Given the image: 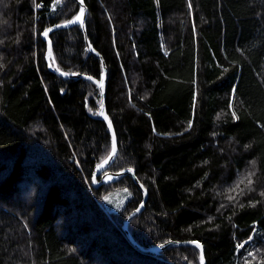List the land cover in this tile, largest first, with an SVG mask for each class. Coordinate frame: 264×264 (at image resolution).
<instances>
[{"label": "trees", "instance_id": "trees-1", "mask_svg": "<svg viewBox=\"0 0 264 264\" xmlns=\"http://www.w3.org/2000/svg\"><path fill=\"white\" fill-rule=\"evenodd\" d=\"M83 1L0 0V264H261L264 0Z\"/></svg>", "mask_w": 264, "mask_h": 264}, {"label": "water", "instance_id": "water-1", "mask_svg": "<svg viewBox=\"0 0 264 264\" xmlns=\"http://www.w3.org/2000/svg\"><path fill=\"white\" fill-rule=\"evenodd\" d=\"M79 2H80V0H79ZM82 7L85 9L84 22H83V24H81L79 22L78 23L83 26V28L85 30V33H86V36H87L86 19H87L88 9H87V6H86V4H85L84 1H83V4H82ZM87 42H88L89 47L92 50V52H94L95 54L98 55V53L95 52V50L93 49V47L91 46V44L89 43L88 40H87ZM100 57L102 58V60L104 62V69H105L103 79L101 80V81H103V88H101L102 89V92H103V100H102V105H101V113H104L102 115V118H104L106 120L108 126H109V122H111V126H109V129H110L112 135L113 134L115 135L116 151H115V154H113V152H111V154L109 156L111 158L109 159V157H108V159L106 160V162L103 165H101L95 171L94 176H93V183H94V185L96 187H98L99 185H101L103 183L110 182V181H113V180L117 179L119 176H123V175H126V174H130L134 178V180L136 181V183L141 187V189L144 192V196H145L144 197V201L142 202V204L139 206V208L133 214L129 215V217L127 218V220L125 221V224H124L125 231L130 235V238L133 240V242L138 245L137 241L133 238V236L131 235V233L129 231L128 223H129L132 215L139 213L144 208L145 201L147 200L148 192L145 190L142 182L140 181V179L136 175L135 169H125V170L119 171L117 173L107 172L103 176V178H102V180L100 182L97 181L98 175L100 173H102L103 171H105L108 168V166L115 160V158L117 156V152H118V138H117V133H116L115 127L113 125V122L110 120L109 115H108V112H107L106 96H107V85H108V69H107V65L105 63V60L103 59L102 56H100ZM174 243L175 244H182V245H196V244L191 243V241H170L166 245H170V244H174ZM199 245H202L203 246V244L201 242H199ZM140 247H141V245H140ZM160 248H162V245L161 246H155V247H149V248H146V249L147 250H150V251H158ZM203 258H204L203 259V262H201V263L202 264H207L206 257H205V249H204V246H203Z\"/></svg>", "mask_w": 264, "mask_h": 264}, {"label": "snow or ice", "instance_id": "snow-or-ice-1", "mask_svg": "<svg viewBox=\"0 0 264 264\" xmlns=\"http://www.w3.org/2000/svg\"><path fill=\"white\" fill-rule=\"evenodd\" d=\"M80 3L83 4V0H80ZM189 7H191V4L189 5ZM84 15H85V9L83 7H81L80 12L75 17V19L74 20L67 21L66 24H72V23H76V22H79V23L83 24V22H84ZM57 27H59V25H57ZM50 31H52V29L46 30L43 33L44 36H48V33ZM49 54H51V42L50 41H49ZM63 74L64 75H69V73H63ZM74 74L75 73H73V75ZM89 79H91V77H89ZM97 84H99V86L101 88H103V81H97ZM103 114L104 113H101V115H103ZM233 116H235V111H233ZM109 126H111V122H109ZM189 127H191V124H189ZM115 151H116V143H115V135L113 134V145H112V152H113V154H115ZM110 158L111 157H109V159ZM251 175H253V174L252 173H249V176L245 178V179H247L249 185L252 183L251 178H250ZM240 183H244V181L241 180ZM236 187L239 188V184ZM232 191H235V189H233ZM229 199L232 200V199H235V197L230 196ZM191 243L196 244L198 247H200V249H201L200 260H201V262H203V259H204L203 258V246L202 245H199V242L198 241H191ZM238 247H243V245H238ZM250 255H252V254L250 253ZM248 264H250V262H248ZM261 264H264V261H261Z\"/></svg>", "mask_w": 264, "mask_h": 264}, {"label": "rangeland", "instance_id": "rangeland-1", "mask_svg": "<svg viewBox=\"0 0 264 264\" xmlns=\"http://www.w3.org/2000/svg\"><path fill=\"white\" fill-rule=\"evenodd\" d=\"M76 23H78V22H76ZM72 24H74V23H72ZM68 25H71V24H67L66 26H68ZM48 40L50 41L49 38H48ZM129 197H130V193H129V190L127 188L118 189V190H114V191L109 192L103 198V202H104V205L108 211H117L126 205Z\"/></svg>", "mask_w": 264, "mask_h": 264}, {"label": "bare ground", "instance_id": "bare-ground-1", "mask_svg": "<svg viewBox=\"0 0 264 264\" xmlns=\"http://www.w3.org/2000/svg\"><path fill=\"white\" fill-rule=\"evenodd\" d=\"M67 25V24H66ZM87 40L89 41V39L87 38ZM88 43V42H87ZM89 43L91 44V42L89 41ZM89 45V44H88ZM91 46H92V44H91ZM103 64V63H102ZM60 71V70H59ZM103 79V78H102ZM99 81H101V80H99Z\"/></svg>", "mask_w": 264, "mask_h": 264}]
</instances>
